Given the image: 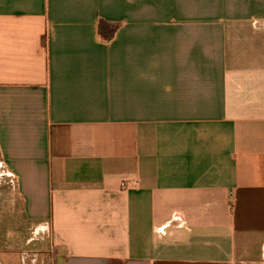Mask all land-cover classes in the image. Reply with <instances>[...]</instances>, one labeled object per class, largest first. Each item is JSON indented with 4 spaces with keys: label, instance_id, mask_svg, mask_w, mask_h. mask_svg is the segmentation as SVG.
<instances>
[{
    "label": "crops",
    "instance_id": "crops-1",
    "mask_svg": "<svg viewBox=\"0 0 264 264\" xmlns=\"http://www.w3.org/2000/svg\"><path fill=\"white\" fill-rule=\"evenodd\" d=\"M3 213L0 264L19 214L31 264H264V0H0Z\"/></svg>",
    "mask_w": 264,
    "mask_h": 264
},
{
    "label": "rangeland",
    "instance_id": "rangeland-1",
    "mask_svg": "<svg viewBox=\"0 0 264 264\" xmlns=\"http://www.w3.org/2000/svg\"><path fill=\"white\" fill-rule=\"evenodd\" d=\"M211 7H216V1H211ZM212 18H216V17H211ZM8 187V186H7ZM3 189H5L3 187ZM2 189V190H3ZM1 197H2V200L4 203H8V197H6V194L4 192V190L1 192ZM6 213H3L2 214V217L0 218V237L4 238V239H1L0 238V246L1 247H5L7 245H9L10 241H9V237L11 235V233H7L5 232L8 228V226L5 224V221H6ZM27 225L28 223L25 222L24 218L19 214L18 215V223H17V229H18V238L19 239H23V238H27L28 240H33V242H31L30 244L28 245H22L23 243H25V240H22V246L19 245V247H22L23 250H27V253L29 254V258L25 261V264H31L32 261L31 260H34L35 258L33 257V255L31 254V248H35L37 247L36 245L42 241H46L47 237L43 234L41 235H36L33 233V230L30 229L27 233H26V228H27ZM8 238V239H7ZM41 238H44V240H41ZM21 243V241H19V244ZM0 254H2V252H0ZM0 257L3 258V256L1 255ZM8 258V257H6ZM35 264H48V261L45 260V259H42L41 256H39V258H37L36 260V263ZM51 264V263H50Z\"/></svg>",
    "mask_w": 264,
    "mask_h": 264
},
{
    "label": "built area",
    "instance_id": "built-area-1",
    "mask_svg": "<svg viewBox=\"0 0 264 264\" xmlns=\"http://www.w3.org/2000/svg\"><path fill=\"white\" fill-rule=\"evenodd\" d=\"M44 228L46 229L45 226H44ZM39 232H42V229L41 228H36L33 233L37 235Z\"/></svg>",
    "mask_w": 264,
    "mask_h": 264
}]
</instances>
